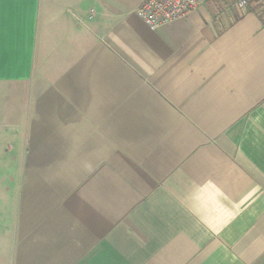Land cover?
<instances>
[{"label":"crops","instance_id":"obj_1","mask_svg":"<svg viewBox=\"0 0 264 264\" xmlns=\"http://www.w3.org/2000/svg\"><path fill=\"white\" fill-rule=\"evenodd\" d=\"M141 2L0 0V264H264V19Z\"/></svg>","mask_w":264,"mask_h":264},{"label":"built area","instance_id":"obj_2","mask_svg":"<svg viewBox=\"0 0 264 264\" xmlns=\"http://www.w3.org/2000/svg\"><path fill=\"white\" fill-rule=\"evenodd\" d=\"M212 0H142L135 13L150 30H155L175 18L186 15ZM238 10L256 8L264 19V0H234Z\"/></svg>","mask_w":264,"mask_h":264}]
</instances>
